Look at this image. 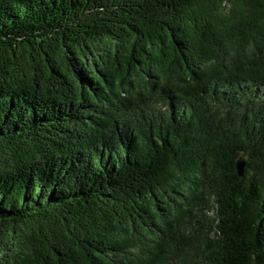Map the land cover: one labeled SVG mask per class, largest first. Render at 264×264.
Instances as JSON below:
<instances>
[{"label":"trees","instance_id":"16d2710c","mask_svg":"<svg viewBox=\"0 0 264 264\" xmlns=\"http://www.w3.org/2000/svg\"><path fill=\"white\" fill-rule=\"evenodd\" d=\"M0 264H264V0H0Z\"/></svg>","mask_w":264,"mask_h":264},{"label":"water","instance_id":"95a60500","mask_svg":"<svg viewBox=\"0 0 264 264\" xmlns=\"http://www.w3.org/2000/svg\"><path fill=\"white\" fill-rule=\"evenodd\" d=\"M244 165H246V161L245 160H239L237 168L240 174H243V170H244Z\"/></svg>","mask_w":264,"mask_h":264}]
</instances>
